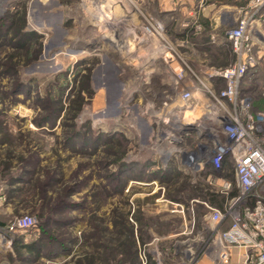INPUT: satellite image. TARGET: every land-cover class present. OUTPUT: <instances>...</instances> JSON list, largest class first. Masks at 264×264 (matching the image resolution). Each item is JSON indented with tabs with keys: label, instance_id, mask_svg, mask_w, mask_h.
<instances>
[{
	"label": "rangeland",
	"instance_id": "1",
	"mask_svg": "<svg viewBox=\"0 0 264 264\" xmlns=\"http://www.w3.org/2000/svg\"><path fill=\"white\" fill-rule=\"evenodd\" d=\"M248 1L192 0L163 25L157 0H0L1 165H18L1 167L0 178L13 180L17 170L42 159L41 151L48 160L33 184V209L0 212V264H126L133 249L140 258L144 248L148 262L184 264L188 250L200 254L203 242H212L209 210L198 203L191 213L192 200L209 201L218 185L208 176L233 180L234 164L228 157L220 171L207 164L199 174L182 165L181 150L197 149L214 127L215 108L200 96L185 109L179 93L203 74L194 58L208 71L236 62L228 37L232 51L223 53L205 51L198 38L226 35ZM251 33L257 69L247 72L241 93L259 107L264 39L253 27ZM162 112L169 121L192 124L182 141L173 140L177 121L165 127ZM23 215L35 216L37 229L1 228ZM42 221L57 242L46 238L38 255L24 245L41 235ZM61 244L69 250H59Z\"/></svg>",
	"mask_w": 264,
	"mask_h": 264
},
{
	"label": "built area",
	"instance_id": "2",
	"mask_svg": "<svg viewBox=\"0 0 264 264\" xmlns=\"http://www.w3.org/2000/svg\"><path fill=\"white\" fill-rule=\"evenodd\" d=\"M256 21H260L264 28V0H249L241 6L235 25L226 31L236 62L226 68H213L201 76L194 74L196 84L192 89L179 93L181 106H185V109H191L200 96L209 98L215 108L211 113L214 127L199 141L197 149L181 150L182 165L190 168L192 173L199 174L207 164L214 171H220L228 157L234 164L233 180L225 176H208L210 183L218 185L215 193L224 198L222 206L213 205L207 200H192L191 213L194 214L197 203L209 210L214 237L206 246L203 242L200 254L188 250L190 256L184 264H196L202 257L211 255L213 264H234L232 261L235 258L238 260L236 264H264V104L262 108L252 109L249 99L241 93L247 71L256 64L251 33ZM183 75L181 72L179 76ZM221 83L222 88L217 90ZM159 118L165 127L177 121H169L167 112H162ZM175 124H178L176 129L179 130L173 140L179 142L183 140L186 129L181 127L179 121ZM159 149L167 150L164 147ZM169 150L163 159L164 165L175 152L174 147ZM178 206L182 207L178 211L183 212V206ZM227 220V228H219ZM36 225L35 216L23 215L13 218L1 228L14 233ZM194 226L193 220L186 228L193 230ZM140 258L144 264L148 263L145 248Z\"/></svg>",
	"mask_w": 264,
	"mask_h": 264
},
{
	"label": "crops",
	"instance_id": "3",
	"mask_svg": "<svg viewBox=\"0 0 264 264\" xmlns=\"http://www.w3.org/2000/svg\"><path fill=\"white\" fill-rule=\"evenodd\" d=\"M189 4H193L192 0H157L156 6L159 7V10L156 12L159 13L158 20L160 21V23L165 25V19L168 18L169 15H176L179 8L181 10H187ZM253 28L257 36L260 39H264V35H262V33L260 32V30H262L261 22L256 21L253 25ZM180 39L182 43H187V47L189 46L187 36H183ZM198 40L199 46L205 51H215L216 53L232 51L231 47L228 44L229 41L227 39V35L225 34L214 33L207 35L206 37H202L201 39L198 38ZM194 45L195 44H190L189 50L196 51L193 47ZM194 59L195 60L193 61L198 64L196 68L198 71L203 74L209 72L206 69H202L203 66V68H208L209 66L202 64L200 65L198 63V58ZM199 66L201 67V69ZM177 68L180 67L177 66ZM1 153L2 147L0 146V169L2 167V170L8 171L9 168L14 170L18 168V165H16L17 162L14 160L3 162L6 164V166L3 167L1 165ZM40 154L42 158L41 160L32 162L30 164L28 163L27 166L21 168L20 170H17L15 176L13 177V180L6 181L0 178V212L2 215L16 216L29 213L33 209L34 202L36 201L34 190H32V188H34L33 184L38 177H43L42 170L46 166V164H48V160L44 159V152L41 151ZM237 262L238 260L236 258L232 261V263L234 264H236ZM196 264H212V259L210 257L204 256Z\"/></svg>",
	"mask_w": 264,
	"mask_h": 264
},
{
	"label": "trees",
	"instance_id": "4",
	"mask_svg": "<svg viewBox=\"0 0 264 264\" xmlns=\"http://www.w3.org/2000/svg\"><path fill=\"white\" fill-rule=\"evenodd\" d=\"M256 64L253 67H251L247 72L252 71V70H256L257 69V65ZM248 90L249 89H247V91ZM250 91H252V89H250ZM248 99L250 101V105H251L252 109H259V108L263 107L264 102L261 104V106L258 107V106H256L254 104V101L252 99H250L249 97H248ZM218 196H219L218 194L212 193L211 196H210L211 198L209 197L210 198L209 201L213 205L222 206L223 202H224V198L219 200ZM2 224H4V222ZM47 224H48L47 222L42 221L40 223V233H41V235L37 239H35V240L31 241L30 243H27L26 245H24V247L28 248L29 252H32V253L36 252L39 255L43 251V247H44L43 242L46 240V238H48L50 241H56L57 242V239L55 237L47 235V229H46ZM37 227H38V223H37L36 227L28 229V231L35 230V229H37ZM141 230L144 231L145 229H141ZM25 231H27V230H25ZM128 232L130 233L129 234V241L131 242V245L134 247V245L136 244V240L134 239V236H133L134 235V230L133 229H129ZM59 246H60L59 250H62V251L63 250L64 251H68L69 250L68 247L65 246V244H61ZM86 261H87V259H86ZM87 263L88 264H93V261L88 259ZM126 264H143L142 261L140 260L139 256H138V254H137V250L136 249H133V252H131L130 257L128 258V261H126ZM147 264H157V263L154 262V261H150Z\"/></svg>",
	"mask_w": 264,
	"mask_h": 264
},
{
	"label": "water",
	"instance_id": "5",
	"mask_svg": "<svg viewBox=\"0 0 264 264\" xmlns=\"http://www.w3.org/2000/svg\"><path fill=\"white\" fill-rule=\"evenodd\" d=\"M39 25H43V22H39ZM181 127L187 129V128L192 127V124L182 123Z\"/></svg>",
	"mask_w": 264,
	"mask_h": 264
},
{
	"label": "bare ground",
	"instance_id": "6",
	"mask_svg": "<svg viewBox=\"0 0 264 264\" xmlns=\"http://www.w3.org/2000/svg\"><path fill=\"white\" fill-rule=\"evenodd\" d=\"M38 30V29H37Z\"/></svg>",
	"mask_w": 264,
	"mask_h": 264
}]
</instances>
